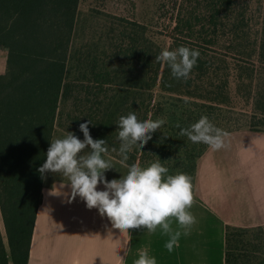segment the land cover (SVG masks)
Segmentation results:
<instances>
[{"label":"trees","instance_id":"obj_1","mask_svg":"<svg viewBox=\"0 0 264 264\" xmlns=\"http://www.w3.org/2000/svg\"><path fill=\"white\" fill-rule=\"evenodd\" d=\"M79 3L0 0V46L8 51L0 73V264H28L44 199L46 174L42 178L38 169L61 132L83 140L79 125L89 120L93 139H105L121 160L119 118L135 112L138 119H153L162 110L157 91L208 111L237 113L234 125L247 117L246 127L264 131V2L257 8L258 0H181L174 25L163 32L168 46L155 41L147 26L125 18L116 28L112 24L102 44L79 37ZM179 46L200 53L187 80L174 78L156 59L165 47ZM229 127L225 122L219 128ZM144 152L146 145L134 147L126 163ZM195 172L196 165L192 185ZM247 234L227 228L226 264L264 263L235 254L231 239Z\"/></svg>","mask_w":264,"mask_h":264},{"label":"crops","instance_id":"obj_2","mask_svg":"<svg viewBox=\"0 0 264 264\" xmlns=\"http://www.w3.org/2000/svg\"><path fill=\"white\" fill-rule=\"evenodd\" d=\"M7 55L0 47V73L6 71ZM227 133L225 147H208L196 162L190 211L197 222L171 252L159 228L155 233L143 228L120 233L80 197L69 202L68 180L51 178L48 172L28 264H120L118 257L125 254V264H133L143 248L157 264H226L228 227L263 230L264 235V131ZM172 226L177 227L175 222Z\"/></svg>","mask_w":264,"mask_h":264},{"label":"clouds","instance_id":"obj_3","mask_svg":"<svg viewBox=\"0 0 264 264\" xmlns=\"http://www.w3.org/2000/svg\"><path fill=\"white\" fill-rule=\"evenodd\" d=\"M199 56L198 50L179 46L171 50L165 47L156 59L169 66L174 78L187 80L197 66ZM165 123V118L138 119L135 112L119 118L118 139L121 143L118 154L120 163L127 168V173L119 179L109 181L106 178V171L113 168L111 160L105 158L108 153L106 140L93 139L89 120L79 125L83 140L73 132L51 140L46 160L38 171L42 178L48 172L66 177L71 189L69 202L80 197L88 209H97L120 233L142 228L155 233L159 228L168 237L165 248L171 252L174 246H178L181 235H188L197 222L190 211L194 203L191 176L183 172L168 174L169 169L159 159L147 167L126 163L128 153L136 146L141 149L146 145L152 134ZM180 135L193 143L220 150L225 147L228 133L215 126L207 115H202L188 128H182ZM86 149L89 151L85 152ZM101 184L103 190H98ZM174 222L177 225L175 229L172 226ZM125 255H119L120 264H125ZM133 264H157V260L149 255L147 248H143L138 251V259Z\"/></svg>","mask_w":264,"mask_h":264},{"label":"rangeland","instance_id":"obj_4","mask_svg":"<svg viewBox=\"0 0 264 264\" xmlns=\"http://www.w3.org/2000/svg\"><path fill=\"white\" fill-rule=\"evenodd\" d=\"M180 2L181 0H80L77 36L88 35L92 41H99L102 44L112 34V24H115L114 28H116L120 18H125L130 22H138L147 26L149 35L155 41L168 46L169 38L163 32H168L174 25L177 6ZM258 2L257 8L264 1L258 0ZM0 47L7 51L6 48ZM155 97L156 104L162 110L157 112L153 120L165 118L166 123L152 134V139L146 144V153L144 152L142 158L136 162L142 167H147L150 162L159 159L161 164L169 169L168 174L174 175L177 172H183L191 176L192 180L194 167L204 144L193 143L186 136L180 135L182 128H188L194 123L189 119H195L197 122L202 115L211 114V117H208L217 127L228 122L230 124L228 130H236L239 126L241 129H249L245 125L246 121L249 120L247 117L242 119L240 125H234L240 120L237 113L227 114L217 109L208 111L201 108L200 103L197 104L185 97L159 91L156 92ZM249 114L251 115V113ZM57 138H60L59 134ZM180 139H184L183 143L179 142ZM114 154L113 149L108 148L105 158L111 160L113 168L106 171V178L116 179L127 173L126 167L120 163V159ZM50 176L51 178L67 179L60 173L50 172ZM2 230L5 232L3 223ZM262 231L254 230L247 232L248 234L243 237H233L231 246L235 248V254H242V256H250L251 258L256 256V260H264V235Z\"/></svg>","mask_w":264,"mask_h":264}]
</instances>
